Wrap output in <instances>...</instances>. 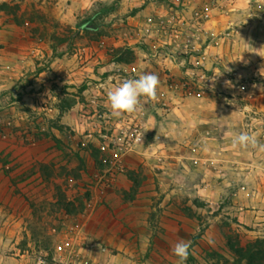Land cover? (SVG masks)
<instances>
[{"label":"crops","instance_id":"obj_1","mask_svg":"<svg viewBox=\"0 0 264 264\" xmlns=\"http://www.w3.org/2000/svg\"><path fill=\"white\" fill-rule=\"evenodd\" d=\"M113 1L0 0V163L23 167L0 171V194L16 191L18 175L23 197L10 210H28L33 192L45 193L39 165L59 164L62 146L76 165L111 158L117 192L94 186L80 223L85 237L106 239L89 228L97 222L112 232L116 225L104 219L116 217L118 239L149 241L154 232L143 213L151 207L127 199L129 172L174 178L178 167L185 175L201 171L217 192L236 172L248 179L255 170L264 179V150L232 146L242 132L264 145V85L248 90V73L264 64V0H117L99 29L78 26L96 4ZM202 71L210 84L192 87L188 81L201 80ZM145 72L159 77L158 100L141 97L138 111L114 116L108 92L122 76ZM128 118L142 123L145 141L115 161L99 145ZM143 189L139 196L151 193Z\"/></svg>","mask_w":264,"mask_h":264},{"label":"rangeland","instance_id":"obj_2","mask_svg":"<svg viewBox=\"0 0 264 264\" xmlns=\"http://www.w3.org/2000/svg\"><path fill=\"white\" fill-rule=\"evenodd\" d=\"M116 2L107 5L116 6ZM107 20L105 17L103 22ZM262 65L257 73H248V90L255 83L264 85ZM191 79L188 83L200 89L196 75ZM172 83V88H176L177 83ZM251 120L248 113V121ZM61 149L59 164L39 165L46 176L45 193L33 192L28 197V210H10L23 197L19 191L24 186L18 175L15 193L9 190L0 194V264H178L173 249L179 241L189 244L184 264H264V179L259 171H252L248 179L242 178V173H234L220 192L207 184L210 180L203 178L201 171L185 175L178 167L174 178L168 173L149 177L145 171L144 175L143 171L129 172L132 189L128 190L127 199H144L142 206L151 207L143 213V219L148 220L154 236L149 241L118 239L119 221L115 217L104 219L107 224L116 225L112 232H107L108 227L102 229L97 222L89 228L96 236L105 231L107 237L101 240L85 237L88 228L80 225L82 213L94 186L116 187L112 172L117 171L111 169L112 160L107 157L99 164H72L73 154L66 147ZM5 169L18 174L23 167L17 163L7 168L0 163V171ZM164 169L157 167V172ZM69 174L77 178L69 179ZM0 184L5 186L3 180ZM36 187L33 184L31 190ZM142 187L151 193L139 196ZM112 190L117 192V188ZM130 228L135 231L137 227ZM23 253L27 254L24 259Z\"/></svg>","mask_w":264,"mask_h":264},{"label":"clouds","instance_id":"obj_3","mask_svg":"<svg viewBox=\"0 0 264 264\" xmlns=\"http://www.w3.org/2000/svg\"><path fill=\"white\" fill-rule=\"evenodd\" d=\"M159 77L152 72H145L137 79L124 80L119 86L108 92V101L114 116L132 114L141 107V97L147 101L156 102L158 100L157 88ZM232 146L247 148L259 147L264 150V145H258L255 137L249 133L242 132L232 138ZM189 244L179 241L175 244L173 252L179 258L178 264H184L188 257Z\"/></svg>","mask_w":264,"mask_h":264},{"label":"built area","instance_id":"obj_4","mask_svg":"<svg viewBox=\"0 0 264 264\" xmlns=\"http://www.w3.org/2000/svg\"><path fill=\"white\" fill-rule=\"evenodd\" d=\"M200 85L210 84V78L206 71L201 72ZM132 79L130 76H122V81ZM172 87L173 83L170 84ZM145 141V130L142 123L137 121L120 120L111 133H104L100 142V149L111 154L115 161H120L127 153L137 151Z\"/></svg>","mask_w":264,"mask_h":264},{"label":"trees","instance_id":"obj_5","mask_svg":"<svg viewBox=\"0 0 264 264\" xmlns=\"http://www.w3.org/2000/svg\"><path fill=\"white\" fill-rule=\"evenodd\" d=\"M98 6V7H97ZM112 6L105 5L102 3L96 4L92 13L87 18H82L78 26L88 31H95L99 29L100 25L104 24L103 20L111 12Z\"/></svg>","mask_w":264,"mask_h":264}]
</instances>
